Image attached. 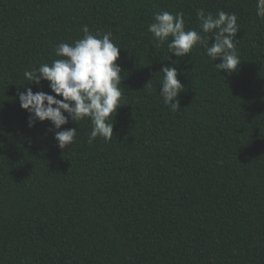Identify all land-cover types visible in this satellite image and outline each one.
<instances>
[{"label":"trees","instance_id":"1","mask_svg":"<svg viewBox=\"0 0 264 264\" xmlns=\"http://www.w3.org/2000/svg\"><path fill=\"white\" fill-rule=\"evenodd\" d=\"M200 8L237 15L231 75L202 46L179 58L148 31L161 10L199 31ZM84 25L121 48L124 105L110 141L88 143L90 121L70 120L62 129L77 135L62 150L49 121L28 127L18 92L54 95L25 71L58 59L54 47ZM173 60L185 86L176 111L159 95ZM0 264H264L256 0H0Z\"/></svg>","mask_w":264,"mask_h":264},{"label":"clouds","instance_id":"2","mask_svg":"<svg viewBox=\"0 0 264 264\" xmlns=\"http://www.w3.org/2000/svg\"><path fill=\"white\" fill-rule=\"evenodd\" d=\"M154 22L148 25L158 46L167 44L168 54L183 58L192 49L202 46L215 68L225 70L231 75L237 70L241 59L236 47V33L239 30L237 15L232 12L218 11L216 14L200 8L196 10L199 31L186 29L183 13L161 10L153 14ZM256 16L264 20V0H256ZM83 36L71 44L61 42L54 47L58 59L51 63H41L25 71L27 83L39 86L41 81L48 82L51 93L33 91L27 87L18 92L20 107L28 113V127L36 122L49 121L57 146L65 150L77 135L75 128H63L71 120L90 121L91 131L88 143L97 137L105 142L113 136V121L121 103V73L117 62L120 49L112 40L111 32H90L87 25L81 29ZM171 38V39H170ZM212 41L209 43V41ZM170 59L169 55L165 60ZM178 61L163 66L160 72L163 79L159 95L172 111L180 108L179 93L185 87L177 78ZM59 97V98H58Z\"/></svg>","mask_w":264,"mask_h":264}]
</instances>
